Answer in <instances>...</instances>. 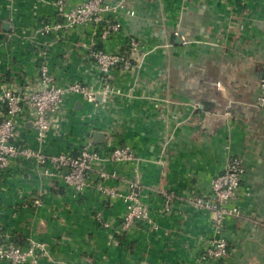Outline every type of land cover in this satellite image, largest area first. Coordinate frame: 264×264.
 I'll use <instances>...</instances> for the list:
<instances>
[{
    "label": "crops",
    "instance_id": "0c3cea01",
    "mask_svg": "<svg viewBox=\"0 0 264 264\" xmlns=\"http://www.w3.org/2000/svg\"><path fill=\"white\" fill-rule=\"evenodd\" d=\"M52 1L0 0V90L6 83L33 89L42 63L61 83L98 87L89 48L127 53L128 38L136 37L150 49L130 54L133 72L110 71L114 94L106 102L100 99L93 107L70 98L65 119L43 143L24 115L20 139L46 155L76 152L95 132L104 136L100 144L111 138L131 146L139 196L161 230L140 227L115 236L96 221L97 216L113 224L121 220L122 200L104 198L98 187L118 181L117 191L125 193L133 178L130 168L103 164L97 168L120 178L96 179L77 194L23 161L22 170L0 177L1 231L20 245L28 239L44 242L49 256L40 264H190L200 236L213 230L210 214L192 208L184 192L190 185L205 191L231 153L246 169L242 215L224 221L220 231L228 256L209 264H264V229L258 224L264 219V110L255 105L264 62V0H133L135 16L120 17L121 31L109 42H99L87 26L41 35L42 23L54 17ZM165 188L178 196L172 219L158 213Z\"/></svg>",
    "mask_w": 264,
    "mask_h": 264
},
{
    "label": "built area",
    "instance_id": "2783aa9c",
    "mask_svg": "<svg viewBox=\"0 0 264 264\" xmlns=\"http://www.w3.org/2000/svg\"><path fill=\"white\" fill-rule=\"evenodd\" d=\"M130 0H81L75 5L65 0H53L54 17L40 27L41 35H53L64 31H72L81 26L92 27L99 42H109L121 31L120 17L132 18L135 11ZM173 35L178 37L179 32ZM127 53L109 51L91 47L87 51L88 59L99 74V86L80 81L59 82L42 63L39 77L33 89L26 86L4 84L0 90V177L14 168L22 170L23 161H32L38 167L42 177L58 180L77 194L93 186L95 180H115L120 178L118 172L98 169L103 164L122 165L130 168L133 178L127 181V191L120 194L117 183L98 187L104 198L119 197L124 203L121 220L113 224L97 216L101 227L111 230L115 236H124L137 228L146 232H157L161 228L154 220L151 210L139 196L140 184L135 176L138 172L137 157L129 145L113 143L111 138L103 144H95L92 136L82 139L76 152H61L46 155L40 150L30 148L20 139L22 124L20 119L26 115L38 142L43 143L58 121L66 117V102L78 96L82 102L93 107L98 105L97 96L106 102L114 90L106 81L114 68L131 73L136 64L130 54H147L148 45L141 39L129 37ZM45 52H42L44 56ZM26 85V84H25ZM219 86V84H217ZM258 109L264 110V62L263 74L258 82V93L255 99ZM97 168V169H96ZM245 165L241 157L227 155L223 168L209 181L208 188L196 189L192 185L184 192L189 204L195 210L210 214L213 234L200 236V250L190 264H209L219 262L228 256L226 238L221 234V226L227 218L237 219L242 215L241 182L245 174ZM95 173V176L94 174ZM160 194L159 214L165 218L176 215L177 195L172 189H162ZM264 226V219L258 222ZM48 250L42 241L28 239L23 245L16 243L15 237L0 228V264H40L47 257ZM65 264L64 262H57Z\"/></svg>",
    "mask_w": 264,
    "mask_h": 264
},
{
    "label": "water",
    "instance_id": "95a60500",
    "mask_svg": "<svg viewBox=\"0 0 264 264\" xmlns=\"http://www.w3.org/2000/svg\"><path fill=\"white\" fill-rule=\"evenodd\" d=\"M4 28H5V29H8V24H5V25H4ZM179 41H180V38H177V42H179ZM262 74H263V70L260 71L258 77L261 78ZM100 99H101V97H100V96H97V102L100 101ZM201 108H202V106H201ZM92 141H93V143H95V144H100V143H102V142L104 141V136H103V134L100 133V132H95V133L93 134V136H92Z\"/></svg>",
    "mask_w": 264,
    "mask_h": 264
},
{
    "label": "trees",
    "instance_id": "16d2710c",
    "mask_svg": "<svg viewBox=\"0 0 264 264\" xmlns=\"http://www.w3.org/2000/svg\"><path fill=\"white\" fill-rule=\"evenodd\" d=\"M130 5L132 6V3L130 2ZM106 81L110 84L109 76L107 77Z\"/></svg>",
    "mask_w": 264,
    "mask_h": 264
},
{
    "label": "rangeland",
    "instance_id": "374dc122",
    "mask_svg": "<svg viewBox=\"0 0 264 264\" xmlns=\"http://www.w3.org/2000/svg\"><path fill=\"white\" fill-rule=\"evenodd\" d=\"M130 1L132 2L133 0H130ZM261 227L264 229V226L261 225Z\"/></svg>",
    "mask_w": 264,
    "mask_h": 264
}]
</instances>
